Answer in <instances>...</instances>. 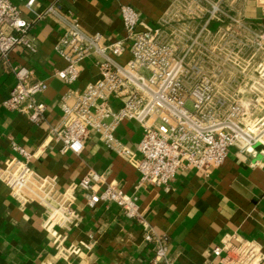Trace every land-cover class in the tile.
I'll use <instances>...</instances> for the list:
<instances>
[{
  "label": "built area",
  "instance_id": "obj_1",
  "mask_svg": "<svg viewBox=\"0 0 264 264\" xmlns=\"http://www.w3.org/2000/svg\"><path fill=\"white\" fill-rule=\"evenodd\" d=\"M18 1L33 12L37 0ZM253 1L264 19V0ZM174 13L173 8L152 27L134 7L122 5L126 35L109 42L101 33H87L72 10L51 5L34 12L35 21L52 20L61 30L54 51L66 66L57 71L59 79L69 86L76 84L87 59L94 60L100 74L82 90L65 94L59 123L48 124L50 137L62 144V153L80 156L87 141L97 136L106 148L135 165L140 174L138 188L149 185L166 191L180 170L205 172L222 166L231 148L264 155V149H256L257 145L264 148V30L253 39H237L233 29L239 23L231 14L224 28L212 32L208 20L193 36L190 23L179 22ZM210 13L211 19L223 14L217 4ZM32 23L12 0H0L1 60L8 61L15 48L37 52ZM126 53L129 59L120 63L118 59ZM206 60L227 62L223 66L229 68H217L212 75L206 70ZM12 73L17 83L3 107L35 125L46 124L47 107L38 96L48 85L26 66L15 67ZM225 92L235 95H220ZM128 120L143 129L139 157L116 138L119 126ZM13 148L22 159L7 160L0 181L20 205L36 203L45 209L46 229L54 232L79 222L76 201L81 193L91 209L101 203L117 205L143 227L144 242L154 245V264H172L168 240L158 236L143 217L137 194H126L115 183L96 189L103 176L95 171L61 191L56 179L40 176L29 166L31 155L25 149L16 144ZM225 249L229 264H254L260 254L254 242H245L239 248L217 247L215 256H222Z\"/></svg>",
  "mask_w": 264,
  "mask_h": 264
},
{
  "label": "crops",
  "instance_id": "obj_2",
  "mask_svg": "<svg viewBox=\"0 0 264 264\" xmlns=\"http://www.w3.org/2000/svg\"><path fill=\"white\" fill-rule=\"evenodd\" d=\"M12 2L33 21L31 34L38 49L32 53L15 48L8 61L0 59V170L7 160L22 159L13 148L16 144L31 155L29 166L40 176L56 179L61 191L95 171L103 176L96 189L115 183L126 194L139 196L143 217L158 236L168 240L172 264H229L226 249L220 257L214 250L239 248L245 242H254L259 248L254 264H264V155L231 148L222 166L205 172L180 170L166 191L149 185L138 188L140 174L135 165L106 148L97 136L87 141L80 156L62 153V144L50 137L48 124L59 123L62 97L82 90L100 74L94 60L87 59L76 84L69 86L59 79L57 71L66 66L54 51L61 30L52 20L35 21L34 12L51 5L72 10L87 33H101L113 42L126 35L120 17L122 5L134 7L143 21L156 27L174 8L172 0H37L33 12L18 0ZM230 11L237 13L235 8ZM243 14L253 21L262 16L255 8H246ZM128 59L126 53L118 61ZM18 66L30 68L36 79L48 85L38 96L47 107L46 124L35 125L2 105L17 83L12 69ZM116 138L139 157L143 138L139 123L123 122ZM76 207L79 222L53 232L44 226L47 215L42 206L20 205L0 181V264H154V245L144 242L143 227L117 205L101 203L91 209L78 193Z\"/></svg>",
  "mask_w": 264,
  "mask_h": 264
},
{
  "label": "rangeland",
  "instance_id": "obj_3",
  "mask_svg": "<svg viewBox=\"0 0 264 264\" xmlns=\"http://www.w3.org/2000/svg\"><path fill=\"white\" fill-rule=\"evenodd\" d=\"M175 13L174 18L178 20L179 22H189L190 28H191V34L193 36H196L198 34V31L200 30V25L204 24L208 20L211 21L210 28L213 31L217 30L219 27L224 28L225 25L228 24V16L232 14V17H234L235 20L238 21L239 24H236L234 26V36L237 37V39H246V38H255L258 33L264 30V28L261 26L264 22L261 17H257L256 21L251 18L246 19L244 17V10L246 8H255L257 9V4L253 0H172ZM217 4L220 9L222 10L223 14L221 13L218 15L217 18H219L220 21L215 19H211V9L212 5ZM236 9L237 13L234 15V13H229L230 10ZM232 12V11H230ZM249 16V15H248ZM250 17V16H249ZM214 23H219L218 27H214ZM254 23L255 25H252ZM213 46V45H212ZM210 46V47H212ZM253 47V46H252ZM209 52H213V48L209 50ZM195 54V53H193ZM196 61V59H195ZM227 62L220 61V60H206V70L209 73H214V71L218 69H227L228 66ZM223 66V67H222ZM227 74V73H226ZM213 75V74H212ZM226 79L229 78L228 75L225 76ZM223 77H219L218 79H222ZM214 81H217L214 79ZM220 95H223L227 98L232 97L235 95L233 92H225L221 93ZM260 112L258 111L257 114ZM256 114V115H257Z\"/></svg>",
  "mask_w": 264,
  "mask_h": 264
},
{
  "label": "water",
  "instance_id": "obj_4",
  "mask_svg": "<svg viewBox=\"0 0 264 264\" xmlns=\"http://www.w3.org/2000/svg\"><path fill=\"white\" fill-rule=\"evenodd\" d=\"M256 149H257L258 151H261V150H263L264 148H263L261 145H257V146H256Z\"/></svg>",
  "mask_w": 264,
  "mask_h": 264
}]
</instances>
